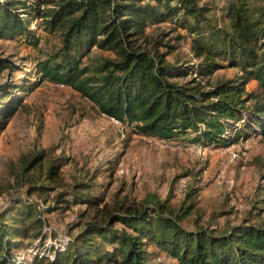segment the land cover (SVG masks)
I'll return each mask as SVG.
<instances>
[{
    "label": "trees",
    "instance_id": "trees-1",
    "mask_svg": "<svg viewBox=\"0 0 264 264\" xmlns=\"http://www.w3.org/2000/svg\"><path fill=\"white\" fill-rule=\"evenodd\" d=\"M35 19L45 43L57 44L39 50L36 83L0 82V129L20 102H1L12 96L7 90L50 82L130 135L204 149L264 141V0H0V41L36 49L41 38L29 27ZM162 25L168 28L159 35L147 31ZM185 40L196 63L176 54ZM223 69L235 73L212 82ZM15 72L22 68L2 56L0 44V79ZM69 162L41 151L20 160L12 186L27 185L28 199L54 196L52 204L16 199L0 210V264H264V214L258 225L217 231L213 218L200 225L191 189L177 207L155 194L139 203L117 194L105 202L94 191L95 172L87 183L55 186ZM78 205L94 213L74 224L75 234L45 230L44 216ZM193 212L191 230L184 221Z\"/></svg>",
    "mask_w": 264,
    "mask_h": 264
},
{
    "label": "rangeland",
    "instance_id": "rangeland-1",
    "mask_svg": "<svg viewBox=\"0 0 264 264\" xmlns=\"http://www.w3.org/2000/svg\"><path fill=\"white\" fill-rule=\"evenodd\" d=\"M40 23L39 19L29 23L30 29L41 38L36 49L19 42L0 41L2 56H10L22 68V72L3 75L0 82L4 85L28 88L29 83L37 82L34 66L35 59L41 56L39 50L57 44L52 38L48 45L45 43L38 30ZM164 28L168 25H162L158 30L150 27L147 31L159 35ZM179 33L186 34L184 31ZM176 54L186 60L193 59L191 64L197 62L190 53L188 40L180 44ZM234 73V70H218L211 81L231 78ZM183 80L189 78L180 81ZM37 86L30 92L10 88L7 92L12 96L1 101L8 103L17 98L20 102L0 129V189H3L0 210L16 199L40 205L45 199L47 204H52L54 195L51 192L49 196L28 199L25 195L27 185L12 186L13 176L20 172V160L41 151L49 159H70L60 171L61 183L55 185L57 187L59 184L61 188L68 187L78 181L87 183L95 172L94 191L105 202H110L117 194L118 200L126 197L130 202L139 203L155 194L162 200L170 196V204L177 207L191 189L196 192L194 204L197 216L201 218L200 225L207 226L213 218L212 227L225 231L245 221L251 225L261 223L264 214L262 139L252 138L231 146L204 149L130 135L70 88L50 82ZM252 88V84L247 86V90ZM85 208L78 205L64 214L44 216L45 230L50 229L61 236L75 234L74 224L90 219L94 213ZM84 210L85 217H80ZM196 214L193 212L185 219V227L193 229ZM165 261L172 264L166 258Z\"/></svg>",
    "mask_w": 264,
    "mask_h": 264
},
{
    "label": "built area",
    "instance_id": "built-area-1",
    "mask_svg": "<svg viewBox=\"0 0 264 264\" xmlns=\"http://www.w3.org/2000/svg\"><path fill=\"white\" fill-rule=\"evenodd\" d=\"M113 120V119H112ZM115 121V120H114ZM116 122V121H115ZM117 123V122H116Z\"/></svg>",
    "mask_w": 264,
    "mask_h": 264
}]
</instances>
